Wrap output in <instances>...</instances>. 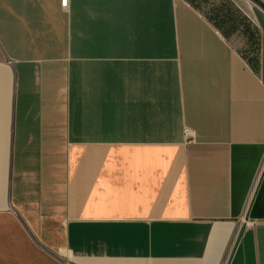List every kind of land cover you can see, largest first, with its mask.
<instances>
[{
  "label": "crops",
  "instance_id": "0c3cea01",
  "mask_svg": "<svg viewBox=\"0 0 264 264\" xmlns=\"http://www.w3.org/2000/svg\"><path fill=\"white\" fill-rule=\"evenodd\" d=\"M62 1L0 0V264H264V9L252 61L187 0Z\"/></svg>",
  "mask_w": 264,
  "mask_h": 264
},
{
  "label": "trees",
  "instance_id": "16d2710c",
  "mask_svg": "<svg viewBox=\"0 0 264 264\" xmlns=\"http://www.w3.org/2000/svg\"><path fill=\"white\" fill-rule=\"evenodd\" d=\"M194 7L202 11L208 19L226 36L234 34L236 32H241L245 34L248 38L249 51L251 52L250 59L252 61L258 60V53L260 48L258 32L256 27H254L251 20L245 19L246 17L242 15L239 9L234 8L232 4L223 3L217 5L215 0H187ZM258 4L264 6L260 0H254ZM208 8L209 11L206 12L205 9ZM248 18V17H247Z\"/></svg>",
  "mask_w": 264,
  "mask_h": 264
},
{
  "label": "rangeland",
  "instance_id": "374dc122",
  "mask_svg": "<svg viewBox=\"0 0 264 264\" xmlns=\"http://www.w3.org/2000/svg\"><path fill=\"white\" fill-rule=\"evenodd\" d=\"M215 1H217V5H220V4H223V3H229V4H232L233 5V7L234 8H237V9H239L240 10V12L242 13V15H246L245 14V12H246V10H245V7H244V5L243 4H241L240 3V0H215ZM253 3H255V4H258V3H256L255 1H253V0H251ZM262 3H264V0H260ZM205 11L206 12H208L209 11V9L208 8H206L205 9ZM247 16V15H246ZM245 16V17H246ZM245 19H249V18H245ZM250 20V19H249Z\"/></svg>",
  "mask_w": 264,
  "mask_h": 264
},
{
  "label": "built area",
  "instance_id": "2783aa9c",
  "mask_svg": "<svg viewBox=\"0 0 264 264\" xmlns=\"http://www.w3.org/2000/svg\"><path fill=\"white\" fill-rule=\"evenodd\" d=\"M67 1H68V0H63V1H62V5H63L64 7L67 6ZM185 133H186V135H190V134H191V131H190L189 129H185Z\"/></svg>",
  "mask_w": 264,
  "mask_h": 264
},
{
  "label": "water",
  "instance_id": "95a60500",
  "mask_svg": "<svg viewBox=\"0 0 264 264\" xmlns=\"http://www.w3.org/2000/svg\"><path fill=\"white\" fill-rule=\"evenodd\" d=\"M254 1V0H253ZM256 2V1H255ZM257 3V2H256ZM257 5H259V6H261L263 9H264V6H262V5H260V4H257Z\"/></svg>",
  "mask_w": 264,
  "mask_h": 264
}]
</instances>
